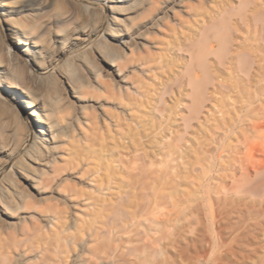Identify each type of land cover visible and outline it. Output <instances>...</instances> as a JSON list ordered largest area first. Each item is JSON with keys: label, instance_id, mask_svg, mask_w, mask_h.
I'll return each instance as SVG.
<instances>
[{"label": "bare ground", "instance_id": "6f19581e", "mask_svg": "<svg viewBox=\"0 0 264 264\" xmlns=\"http://www.w3.org/2000/svg\"><path fill=\"white\" fill-rule=\"evenodd\" d=\"M142 1L0 0V153L21 154L15 165L20 180L9 175L0 178V264H247L262 248L257 242L254 244L257 233L262 231H255L260 230L258 227L262 224L256 216L264 213L263 205L255 197L260 193L258 187L240 183L242 188L237 187L232 198L225 185L219 187L222 193L216 196V202L222 204L216 211L219 220L211 219L214 223L218 221V228L211 239L197 243L190 238L194 233L193 222L199 223L202 209L212 208L206 190L202 197L187 192L179 205L174 190L168 191L162 185L161 170L153 167L156 159L145 167L137 162L144 160L140 153L130 159L126 154H117L112 161L117 163L119 170L112 167L103 174L89 177L88 184L100 194H88V202L96 211L82 230L91 242H87L71 261H65V240L76 235L66 233L62 213L67 207H60V201L47 203L51 197L43 194L42 179L44 184L53 183L66 169L65 130L80 122V116L76 112L74 117L65 119L59 114V105L65 92L80 100L76 90L78 81L86 77L84 69L97 81L100 69L93 61L94 53L108 73L118 76L122 83L127 51L139 49L147 34L183 4V0H164L149 18L146 16L147 19L136 22L143 17L146 8L139 6ZM98 3L108 10L104 40L98 41L93 51L78 52L59 62L61 54L87 42L93 30L103 22L104 13ZM28 5L33 9L29 10ZM253 8L257 10L256 5ZM262 49L260 43L247 49L249 72L242 80L255 87L253 91L247 89L248 106H252L262 92L258 81L263 76L256 77V70L264 67L258 53ZM236 56L239 55L232 50L228 53L229 64L234 63ZM54 62L58 63L55 70H51ZM214 76L213 83L218 81ZM225 86L235 87L239 92L246 89L241 84ZM254 109H242L241 114L232 117L223 137L238 131L244 123L243 116ZM22 115L28 117L31 132L20 136L13 127ZM183 139V134L174 136L170 147H177ZM241 143L244 144L238 139L236 147ZM250 148L246 149L248 155L252 151ZM234 161L247 177L253 167L246 165L239 155ZM2 162L0 158V172L4 167ZM132 171L134 176H131ZM55 188L53 192L61 194ZM70 190L67 189L68 194L62 197L75 208L78 192ZM33 213L38 216L34 217ZM222 230L228 232L225 239ZM262 261L260 263L264 264Z\"/></svg>", "mask_w": 264, "mask_h": 264}, {"label": "rangeland", "instance_id": "374dc122", "mask_svg": "<svg viewBox=\"0 0 264 264\" xmlns=\"http://www.w3.org/2000/svg\"><path fill=\"white\" fill-rule=\"evenodd\" d=\"M163 1L143 0L139 5L141 8L146 7L143 17L135 21L149 18L154 8L161 6ZM98 5L104 13L101 25L93 30L87 42L61 54L59 62L78 52L93 51L94 45L104 40L108 10L102 3ZM255 5L257 10L253 8ZM27 8L33 9L29 5ZM262 23L264 0H183L181 7L175 8L157 29L147 34L139 49L127 51L122 83L118 76L108 73L94 53L93 61L100 69L97 81L84 69L86 77L78 81L79 87L76 90L80 100L65 92L67 95H64L59 105V114L65 119L74 117L76 112L80 116V122L73 123L65 130V151L68 152V155L64 154L67 159L66 169L53 183L44 184L42 179L43 194L51 197L47 203L60 201V207H67L62 213L66 233L76 235L75 238L65 240V261H71L87 242H91L82 228L87 226L93 216L92 212L96 211L88 202V194L93 192L98 195L99 192L88 184L89 177L103 174L112 167L119 170L117 163L112 161L117 154H126L130 159L140 153L144 160L137 162L145 167H149V162L156 159L153 167L161 170L162 185L168 191L174 190V198L179 205L184 202L183 197L187 192L202 197L206 190L212 208L200 212L198 217L203 224L201 220H198L199 223L193 222L195 234L192 233L190 238L197 243L211 239L216 233L218 221L214 223L211 219L215 217V220H219L216 211H219L222 204L216 202V196L222 195L221 190H218L222 185L229 189L230 198L237 193V187L242 188L243 182L247 186L250 184L258 187L260 193L255 197L264 208V67L256 70L258 79L263 76L258 81L262 92L252 106L247 105V89L253 91L255 87L242 80L249 72L248 46L261 44L263 49L258 53L264 66ZM231 50L239 55L233 64L227 61ZM56 63L52 64L51 70H55ZM213 76L224 84H218V81L213 83ZM232 84H241L246 89L239 92L235 87L228 89L225 86ZM248 107L249 110L252 107L255 109L243 116L244 123L238 131L224 138L227 122ZM13 129L20 136L30 133L28 117L22 115ZM178 134L184 135L183 142L175 148L170 147L173 137ZM238 139L244 142L240 147H236ZM248 147H252L250 155L246 152ZM20 155V152L9 156L0 153L4 165L0 178L9 175L20 180L15 170ZM238 155L246 165L253 167L250 176H243L238 162L234 161ZM57 165L61 163L57 162ZM256 167H260L258 172L255 171ZM86 169L88 173H84ZM131 176H134V171ZM246 179L251 181L248 183ZM52 186H56L55 189L61 194L54 193ZM67 189L78 192L75 208L62 197L68 194ZM257 216L256 219L262 224L258 227L260 230L255 231H262L257 233L258 238L254 244L257 242L259 244L256 245L262 248L258 250L257 256L253 255L255 260L247 264H254L261 253L259 262L255 264L264 261L261 259L264 258V213ZM222 233L225 239L228 232L222 230ZM259 237L263 238L259 240ZM198 238L202 239L198 241Z\"/></svg>", "mask_w": 264, "mask_h": 264}]
</instances>
